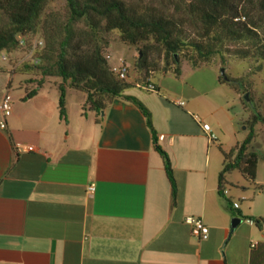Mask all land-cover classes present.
Instances as JSON below:
<instances>
[{"label":"crops","instance_id":"0c3cea01","mask_svg":"<svg viewBox=\"0 0 264 264\" xmlns=\"http://www.w3.org/2000/svg\"><path fill=\"white\" fill-rule=\"evenodd\" d=\"M4 64L0 107L10 95L12 113L6 118L0 109V264H264V227L246 222L231 233L227 177L234 171L220 194V174L234 151L219 137L210 143L195 121L217 136L226 121L234 124L215 100L224 85L217 69L203 83L189 77L188 85L179 81L182 66L175 91L168 89L170 73L156 81L157 73L145 81L132 75L128 83L140 91L124 96L137 103L115 98L99 113L84 108L82 93L78 112H71L67 89L61 119V83L52 92L45 82L27 98L34 84ZM157 148L171 161L175 193ZM258 171L259 163L250 180L257 186ZM188 217L204 222L207 240L185 223Z\"/></svg>","mask_w":264,"mask_h":264},{"label":"trees","instance_id":"16d2710c","mask_svg":"<svg viewBox=\"0 0 264 264\" xmlns=\"http://www.w3.org/2000/svg\"><path fill=\"white\" fill-rule=\"evenodd\" d=\"M54 1L56 0H0V56H13L21 50L20 39H25L28 44L33 40L32 36L42 33L43 46L35 53L33 62L22 64L26 73L24 75L41 77L37 82H28L34 85L27 98L38 94L46 78L61 79V119L66 118L67 89L85 95L87 108L97 113L104 110L115 98L137 103L124 96V92L131 85L119 80L103 57L99 42L102 41V33L118 31L122 41L131 46L146 43L150 39L156 41L167 56L173 57L176 67L174 74L180 76L181 64L176 57L187 45L173 20L156 15H137L120 0H65L67 16L64 22L57 17L42 20L46 7ZM245 3L248 6L243 7ZM186 10L201 25V37L206 42L191 46L196 49L204 63L217 55L218 48L224 44H244L246 48L238 50L237 56L264 61V0H191ZM237 19L240 21L236 22ZM81 25L86 28V32L78 29ZM81 42L84 44L81 45ZM83 48L86 50L83 51ZM147 52L148 47H145L142 51L144 57L137 64L140 70L147 68ZM193 67L197 65L194 64ZM220 80L228 83L223 77ZM140 108L149 118L145 109L142 106ZM263 122V118L254 116L250 134L238 148L234 160L225 164L220 174L221 196L225 175L232 171L240 170L251 181H255L259 156L251 152L250 147L256 138V126ZM157 151L163 159L167 177L175 193L171 161L162 149L157 148ZM255 221L257 227L263 229L264 219Z\"/></svg>","mask_w":264,"mask_h":264},{"label":"rangeland","instance_id":"374dc122","mask_svg":"<svg viewBox=\"0 0 264 264\" xmlns=\"http://www.w3.org/2000/svg\"><path fill=\"white\" fill-rule=\"evenodd\" d=\"M137 15L147 16L156 15L164 18L171 19L175 22L178 30L181 34V38L185 41L186 47H183L181 52L177 54V61L184 66V75L182 79H179L174 74L175 65L172 56H167L166 52L156 41L150 39L146 43H139L135 46H131L121 39V34L118 31L100 35V46L103 50V57L111 56V64L116 65L118 61L122 60L126 65L130 67V77L133 75L137 77V81H145L146 78L151 76V73H157L156 78L152 77L153 81L161 79L166 73H170L167 77L168 89L175 91L178 83H175L177 79L184 83H189V77L193 80L203 83L207 80L209 71L217 69L220 77H223L222 71L225 76L231 80L230 83L224 84L219 92L215 96L216 103L224 106L229 114L234 119V124H228L226 121V127L224 126L223 132L219 133L218 143L223 144L228 148V151L233 152L235 158L237 154V145L245 141L250 134V127L254 116H260L264 119V61L257 58L243 59L236 55L237 51L245 49L244 44H224L221 48H218V54L211 58L209 62H205L199 56L196 49L191 46L194 44H204L205 39L201 37V25L194 18H192L186 8L187 4L191 0H120ZM256 1V0H254ZM248 6L247 3L242 5ZM249 10L251 6L248 7ZM258 12L256 11V14ZM67 6L65 0H56L50 3L43 14L42 20L50 17H57L61 22L66 20ZM83 33L86 32V28L82 25L78 28ZM32 41L28 42L29 46L42 43V33L32 36ZM26 41V40H25ZM80 44V43H79ZM84 44L81 42V45ZM38 46V45H37ZM148 47V52L145 55L147 59V68L140 70L138 68V61L143 58L142 51ZM42 48V47H41ZM39 47L35 50V53L40 51ZM21 49V48H20ZM86 49L83 48V51ZM35 53L33 55H35ZM141 55V56H140ZM35 56L32 57L29 51L25 49L19 50L16 54L9 57L8 67L13 73L19 74L27 78L24 84H28L31 81H38L40 76H26L22 64H30L33 62ZM4 63L0 60V65ZM4 64V65H5ZM196 64L197 67H193ZM191 67L190 69L188 67ZM204 68V69H203ZM203 69V70H200ZM200 70V71H196ZM208 74V75H207ZM10 77V75L8 76ZM21 77H18L15 81V89L18 91V84ZM130 81V80H129ZM233 81V82H232ZM46 88L52 92H55V88L51 85L61 83L62 80L58 78H46ZM50 85V86H49ZM67 85V84H66ZM188 85H191L190 83ZM174 89V90H173ZM140 91L134 87L126 90ZM75 90H69L68 99L71 106V112H78L81 99L83 95ZM167 99L172 97L166 95ZM248 96V100H246ZM87 107V104L86 106ZM67 116V115H66ZM230 123V122H229ZM209 124L216 125V121L209 120ZM214 132V131H213ZM256 141L251 151L259 156V171H258V186L250 181L247 176L240 170L234 171L231 176L227 177V188L229 191L227 206H230L233 211V219L239 218L242 220V225H246L247 220L255 221L251 217V214L262 215L264 214V195L260 197V192L264 193V122L259 123L256 126ZM225 140V141H224ZM223 170V169H222ZM234 204H238L241 211L234 209ZM247 226V225H246Z\"/></svg>","mask_w":264,"mask_h":264},{"label":"built area","instance_id":"2783aa9c","mask_svg":"<svg viewBox=\"0 0 264 264\" xmlns=\"http://www.w3.org/2000/svg\"><path fill=\"white\" fill-rule=\"evenodd\" d=\"M245 19H242V21H244ZM240 21V19H237L236 22ZM38 45V46H37ZM43 46V43H38V44H34L33 46H29L27 44V42L25 41V39H20L19 42V48L21 49H25L26 51H29L30 55L34 56L33 54L35 53V50L37 49V47L41 48ZM38 50V49H37ZM9 57L6 54H3L0 56V60L2 63H9ZM106 60L108 61V63L110 64L111 67V71L112 73L121 81L124 82H129L130 80V67L128 65L125 64L124 61L120 60L118 61V63L116 65H112L111 61L113 60L111 56H106L105 57ZM36 63H38L36 61ZM137 87L144 89L145 91L148 92H152V93H156L157 89L156 87L152 86V85H137ZM178 106L183 107L184 103H178ZM1 112L3 113L4 117L8 118L11 116L12 113V98L10 95H7L2 104H1ZM195 121L201 126L205 136L207 137L208 141L210 143H214L218 140V137L216 136V134L212 131L210 125L203 123L198 117H195ZM3 129L6 127L5 123L2 124L1 126ZM161 141L164 140V137L161 136L159 138ZM30 149L28 148H21L18 150L19 153H23V152H29ZM94 191V187L90 188V193H92ZM226 194V192H225ZM234 208L236 210L239 209V205L238 204H234ZM185 223L192 227L194 233L201 239V240H207L209 237V229L208 227L204 224V222L201 219L198 218H192V217H188L185 220ZM247 224H249L250 226L255 225V222L252 220H247Z\"/></svg>","mask_w":264,"mask_h":264},{"label":"water","instance_id":"95a60500","mask_svg":"<svg viewBox=\"0 0 264 264\" xmlns=\"http://www.w3.org/2000/svg\"><path fill=\"white\" fill-rule=\"evenodd\" d=\"M222 75H223V78L225 79V81H229V79L225 76L224 71H222ZM246 100H248V96H246ZM241 224H242L241 219H239V218L233 219L232 225H231V233H233Z\"/></svg>","mask_w":264,"mask_h":264}]
</instances>
